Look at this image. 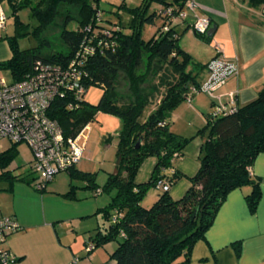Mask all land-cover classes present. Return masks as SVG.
<instances>
[{"label":"trees","instance_id":"16d2710c","mask_svg":"<svg viewBox=\"0 0 264 264\" xmlns=\"http://www.w3.org/2000/svg\"><path fill=\"white\" fill-rule=\"evenodd\" d=\"M188 0H140L139 6L128 9L131 16L125 27L102 25L99 0H0L14 18V35L3 38L10 58L0 62V70H8L11 82H20L32 75L38 64L68 67L76 63L83 90L79 98L73 93L58 94L48 109L49 119L55 121L65 137H76L98 113L116 116L121 130L116 136V158H120L117 174H109L99 187L94 173L77 169L67 172L70 182L64 198H76L78 190H90L109 195V201L97 210L101 224L91 242L93 248L115 242L110 258L115 264H190L193 246L204 239L217 210L233 190L248 186L245 197L250 213L260 200V181L249 170L259 154H264V85L256 98L238 108L232 115L207 118L198 132L204 138L199 153V169L189 179L190 188L179 200L168 192L160 193L148 209L141 203L158 180L171 186L180 178L174 170L173 159L192 140L172 133L169 118L184 100L191 87H198V73L206 65L196 63L179 45L178 18ZM252 7L262 6L264 0H245ZM124 0L122 5L124 7ZM62 6L78 8V20L63 16L60 42L63 52L44 54L49 48L39 41V34L53 24ZM152 8V9H151ZM30 11L36 25L22 23L18 12ZM171 10L169 17L167 11ZM161 24L148 40L142 37L143 26ZM68 27H75L68 29ZM127 30L124 32L123 30ZM205 43L211 38L195 34ZM36 39V46L20 50L18 42ZM120 78L127 83L128 95L117 91ZM102 89L97 105L84 100L89 87ZM14 147L0 155V179L29 186L32 179L11 175L7 168L16 157ZM147 158H155L147 183H135L136 174ZM177 158V159H178ZM73 181H79L77 186ZM238 252V247L236 248Z\"/></svg>","mask_w":264,"mask_h":264},{"label":"crops","instance_id":"0c3cea01","mask_svg":"<svg viewBox=\"0 0 264 264\" xmlns=\"http://www.w3.org/2000/svg\"><path fill=\"white\" fill-rule=\"evenodd\" d=\"M195 2L206 9L208 29H215L209 42L213 45L208 47L192 33L191 18L178 27V33L190 36V40L194 36L198 41L193 42L208 51V58L202 63L195 62L206 65L219 49L227 59L235 61L237 73L224 85L212 89L215 101L198 93L189 102H181L170 114V131L192 138L174 162L180 178L168 192L173 200L184 196L190 188L189 179L199 169L204 138L198 132L206 125L214 102L226 104L233 98L242 107L252 102L264 85V27L261 26L264 16L245 5V0ZM3 38L0 30V62L10 58ZM206 77L204 68L198 73L199 85ZM83 161L84 157L80 163ZM155 165V158H147L136 174L135 183H147ZM249 173L260 181L261 196L255 212H249L245 201L250 187L231 191L217 210L204 239L193 246L190 264H264V154L256 157ZM50 183L44 192H36L22 182L13 183L9 190L8 185L0 188V214L14 219L19 226V231L7 238L6 247L15 257L10 264H115L110 258L117 247L115 242L97 248L91 242L98 228L97 220L93 223L92 217L107 204L101 206L97 201L88 200L89 196L80 198L77 194L75 197L79 200L64 198L69 184L67 188H59L55 178ZM159 195L158 190L151 188L142 200V207L150 208Z\"/></svg>","mask_w":264,"mask_h":264},{"label":"built area","instance_id":"2783aa9c","mask_svg":"<svg viewBox=\"0 0 264 264\" xmlns=\"http://www.w3.org/2000/svg\"><path fill=\"white\" fill-rule=\"evenodd\" d=\"M262 8L264 13V4ZM200 9L206 11L195 0H188L178 18L171 16V10L167 14L171 16V24L176 21L184 22L190 17L192 33L204 35L210 21L204 13L200 14ZM97 18H100L99 13ZM4 22L5 18L0 10V30L4 29ZM205 70V81L188 90L187 102L192 95L198 93H203L215 101L211 94L212 89L224 85L237 73L235 61L227 59L219 49L206 64ZM80 79L76 63L72 62L68 67L38 64L34 73L20 82L7 83L0 80V140L6 139L13 145H28L32 153L30 169L38 180L33 182V179L31 187L36 192H44L56 175L76 168L83 158L84 143L79 144V139L84 137L83 130L74 138L65 137L58 124L47 115L51 102L58 94L70 92L76 98L82 95ZM238 108L233 98L226 104L214 102L210 117L232 115ZM177 158L178 155L175 154L173 159ZM154 188L160 193L168 192L170 183L167 180H158ZM18 231L19 226L14 219L0 214V264L14 262L15 257L7 249L6 243L7 238Z\"/></svg>","mask_w":264,"mask_h":264},{"label":"rangeland","instance_id":"374dc122","mask_svg":"<svg viewBox=\"0 0 264 264\" xmlns=\"http://www.w3.org/2000/svg\"><path fill=\"white\" fill-rule=\"evenodd\" d=\"M172 1V0H168ZM226 3H230L231 0H224ZM140 0H124V7L122 5V0H99L98 6L100 10V18L103 26L107 28H114V25H120L125 27L129 24L131 16L128 13V9H133L139 6ZM245 5H248L245 3ZM202 7V6H201ZM204 9V7H202ZM152 9V8H151ZM254 12H257L259 15H263L262 6L253 8ZM0 10L2 11L5 22L2 35L5 37H10L14 35L13 22L14 18L11 16L10 11L5 3L0 5ZM200 14L204 13V10H199ZM19 20L24 24H30V31L33 26L36 25L34 19L30 17V11L28 9H22L18 12ZM69 15L73 20H78V8L76 7H67L62 6L60 9V15L53 21V24L50 27H47L42 31L39 36V41H46L50 47L44 48L42 52L44 54H49L52 52H63L64 48L60 42V26L62 24L63 16ZM190 18V17H189ZM161 21L155 20L154 25H145L142 30V37L144 40H148L154 33L157 28L160 26ZM183 23H180L181 27ZM264 27V24L261 25ZM75 27H68V29H74ZM127 32V30H123ZM178 32V28H177ZM186 34L180 35L179 45L180 47L187 52L194 61L203 62L204 58L208 56V51L204 50L202 46H198L193 41H198L197 38ZM200 41V40H199ZM202 42V41H201ZM36 39L28 38L23 39L18 42L20 50H25L27 48L36 46ZM204 43V42H203ZM203 46L212 47L210 43H204ZM200 55V56H199ZM209 57V56H208ZM207 57V58H208ZM199 58V59H198ZM0 80H4L7 83L12 81L10 73L8 70H0ZM120 95H128L127 83L123 78H120V84L117 89ZM102 95V89L93 86L89 87L87 92L84 95V100L92 105H97L99 99ZM121 130V121L116 116L107 115L103 113H98L94 119L88 123L86 128L83 130L85 138L79 139V144L84 143V159L85 162L80 163L76 166L75 169L82 171L84 173H94L95 174V183L101 187L109 174H112L115 168L116 163V149H115V140L116 136ZM14 147L16 150V157L10 166L7 168V171L14 176L24 175L26 179L33 180L37 182V176L33 174L30 169V162L32 161V153L26 143H20L13 145L6 139L0 140V153L7 151L8 149ZM1 174V172H0ZM55 181L59 188H67V185L70 182V178L67 173H60L55 176ZM77 186H81L82 183L79 181H73ZM49 183L47 187L50 185ZM8 181L0 179V188L6 187ZM31 189L32 187L29 186ZM48 190V188H47ZM100 189L97 188L95 192L90 190H78L76 192L77 196L80 198L83 196H89L88 200L97 201L101 206L105 205L109 201V195L100 194ZM97 220L98 226L101 224V215L96 214L92 217V222L94 223Z\"/></svg>","mask_w":264,"mask_h":264},{"label":"water","instance_id":"95a60500","mask_svg":"<svg viewBox=\"0 0 264 264\" xmlns=\"http://www.w3.org/2000/svg\"><path fill=\"white\" fill-rule=\"evenodd\" d=\"M214 30H215L214 28L208 29L207 32H206V34H205V36L208 37V38H212V35L214 33ZM119 163H120V158L118 157L116 159V163H115V168H114V171H113V175H116L117 174V169L116 168L119 166Z\"/></svg>","mask_w":264,"mask_h":264}]
</instances>
